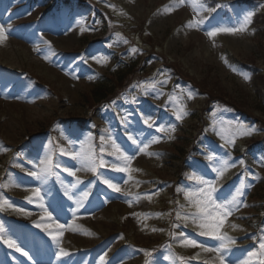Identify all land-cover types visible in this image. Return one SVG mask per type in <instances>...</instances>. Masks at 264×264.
I'll use <instances>...</instances> for the list:
<instances>
[{"label": "rangeland", "instance_id": "1", "mask_svg": "<svg viewBox=\"0 0 264 264\" xmlns=\"http://www.w3.org/2000/svg\"><path fill=\"white\" fill-rule=\"evenodd\" d=\"M11 1L12 6L17 4V1ZM164 3L172 5L171 9H163ZM115 4H100L101 11L108 14V22L116 28V32L106 39L107 48H114L118 53L125 52L126 60L138 51L143 53L142 49H156L167 61L197 80H202L208 66H211L216 69V76L221 79L226 92L233 95L246 93L250 100L264 105V89L261 92V87H257L253 82L251 70L235 60L236 57L255 59L257 64L263 66L264 57L260 45L264 44V34L255 26L253 19L256 13L264 12V0H256V7L249 4H242L241 7L232 5L225 14L224 9L219 11L217 8H211L207 0H115ZM2 13L5 18L0 20V24L5 27L7 39L0 43V62L30 70L53 90L51 92L49 89L38 88L35 83L19 77L0 75V110L3 111L0 112V134L6 143L14 145L13 142H19L17 137L23 132L25 122L28 127L34 128L38 122L47 124L57 117L62 122L77 115L86 117L89 114L88 108L83 106L85 111L80 109L77 102L94 86L96 74L88 75L85 71L83 75L84 66L78 65V58L66 60L59 55H50L51 51L47 53L49 49H40L41 54L35 56L36 59L33 58L29 49L35 51L43 42L31 34L21 36L20 23L29 17V11L18 12L14 16H10L7 11ZM88 15L89 11L80 9L70 13L65 9L58 11L46 33L49 38L54 39L51 45L55 46V49L65 51L74 48L82 36L90 34L96 37L98 32L94 31L93 27L104 25V18L100 19L101 13L98 16L94 15L93 19ZM246 15L250 16V21L244 32L218 33L215 37L208 35V32L218 27H238ZM168 34L172 35L170 39L163 41ZM133 48L137 51L132 52ZM93 57L97 59L107 57V60H110L108 52L103 50L86 53L87 59ZM89 64H93L103 73L109 69L108 65L104 62L97 63L96 59L90 60ZM156 65L161 66L162 63L152 59L148 68L155 66V70L148 79L136 84L131 95L126 98L128 107H132V99L140 100L137 98L138 94L143 93L154 106L146 108L144 105H133L140 106L142 113L139 115L134 111L125 112L124 115V112L119 110V122H115L113 112L108 117H105L108 112H103L104 118L93 117L90 123L81 119V126L77 122L63 124L65 130L56 132L59 134V137H56L58 141L56 146L61 152L57 164L58 182L62 189L60 196L54 194L53 182L49 175L46 180H37L28 175L44 167L42 162L49 156L52 158L54 152L49 138L35 142L31 149L27 148L23 152L18 150L15 155L11 149L0 146V178L5 175L6 189L24 199L17 202L0 193V222L3 224V231L0 233L4 242V248L0 247V264H4V254H8L10 260L5 264H141L153 251L140 252L136 245L149 246L167 241L170 242L164 247L155 264H182L176 261L175 255L192 253L194 258L200 257L203 262L207 261V264H218L214 252L185 246L182 241L184 238L196 239L206 247H212L218 242L212 239L206 241L205 237L198 236L200 229L192 224L191 220L185 221L177 217L174 219L170 216L176 213L183 217L184 212H165V207L171 200L170 191L179 183V179L176 178L179 161L172 159L171 153L178 145L183 132L175 126V112L184 107L188 113L190 107H202L204 100L182 86H177L174 92L171 91L169 87H176L172 84L174 81L172 75L167 71L159 72ZM150 84H155V87H149ZM189 94L192 96L191 99ZM212 113L219 115L220 110L217 108ZM187 116L188 114L183 120ZM257 117L264 121V114L257 113ZM145 118H150L149 123L153 125V129L143 123ZM216 121L219 127L214 138L219 144L204 146L200 153L206 154L205 159L208 155H215L217 161L226 158L232 166L225 170L222 177L212 171L219 167L217 161L206 162L207 166L201 163L187 166L183 175L187 180L179 183L177 187L178 198L182 209L188 208V213L195 211L184 193L198 186L195 177L201 174H204L206 179L214 180L218 190L227 182H233L231 187L218 194L221 198L228 196L229 193L234 195L235 189L244 185L242 191L245 195L238 198L242 203L226 218L223 231L236 241L230 257L226 259L232 261L247 259V253L259 252L257 245L264 242V225L257 228L254 209L263 195V186H259V182L264 172V146L250 157L247 156L254 167L249 169L250 178L244 180L231 176L242 167L245 145L252 138V134L236 136L234 144L226 145L225 139L221 136L230 138L237 122L229 115L216 116L211 120L212 123ZM95 124L101 127L99 150L109 154V159L93 158L96 164L95 171H92L82 156L93 157L96 148L93 142ZM161 125L165 128L163 131L165 135L156 131ZM243 125L250 128L245 123ZM116 129L129 132V136L136 139L137 144L147 140L149 136H159L160 140L150 143L143 152L135 155L128 164L131 171L102 172L99 169L101 160L104 161L101 166L105 168L113 169V164L124 166L119 159L121 153L116 151L117 146L121 148L123 154H132L129 149L131 141L121 138L119 136L121 134L115 135ZM251 129L255 131V127ZM260 135L263 136V132ZM236 148L241 152L233 155L230 150L234 151ZM225 152L228 154L226 157ZM11 161L13 166L9 165ZM60 168L67 170L62 172ZM72 172H75V176L71 175ZM104 180L118 183L121 188L119 193L122 194L115 196L105 191L102 187L105 184ZM37 187L41 190L40 196L35 194L34 190ZM84 191H87L89 196L77 207L76 201ZM5 201L8 203L5 204ZM41 204L44 208L40 207ZM58 205L64 211H59ZM44 209L51 213L50 219ZM2 213L15 214L31 220L35 229L41 232V237L36 235L29 237V233L23 235L5 225ZM37 224L46 225L48 230L37 227ZM57 224L64 225V228H57ZM49 233L60 237L59 246L51 239ZM173 233L177 234L174 236ZM181 233L184 234L183 237ZM9 239L14 241V247H9L5 242ZM99 243L101 247L94 250ZM17 247L21 250L17 251ZM59 248H63L69 255L57 258L55 253ZM25 252L28 253L27 256L24 255ZM168 256L172 259H165ZM256 259L253 258L254 261ZM188 260L192 262V258ZM148 264L154 263L150 259Z\"/></svg>", "mask_w": 264, "mask_h": 264}, {"label": "snow or ice", "instance_id": "2", "mask_svg": "<svg viewBox=\"0 0 264 264\" xmlns=\"http://www.w3.org/2000/svg\"><path fill=\"white\" fill-rule=\"evenodd\" d=\"M250 21V16L246 15L243 17V23H240L238 27H218L214 31L208 32V35L210 37H215L218 33H229V34H236V33H242L246 30V26ZM191 26V25H190ZM6 30L3 24H0V43H3L6 39ZM50 44V42H47ZM111 47V45H109ZM132 52H136L137 49L133 48L131 49ZM93 59L97 60V63L106 62L107 57H103L100 59H97L96 57H93ZM86 62V61H85ZM91 79V77H89ZM149 87H155V84H150ZM189 98L191 99L192 96L189 94ZM133 102H135V98H133ZM188 113L186 112L184 107H180L175 112V120L181 121L184 119V117ZM150 118H145L143 120V123L148 125L149 128L152 127V124L149 123ZM174 130V129H173ZM157 132H163L165 131V128L163 125H161L159 128L156 129ZM253 129L251 128H245L243 124H236L235 125V131L233 135L230 138H225L221 136L222 139H225L226 145L227 144H234L235 137L236 136H248L253 133ZM128 139L131 141V144L129 145V149L131 150V155H125L123 152H121V148L119 146L116 147V151L120 152L121 155L119 157L120 161L123 163V167L118 166L117 164H113L112 168L116 172L126 173L131 171V169L128 167V164L131 163L132 159L135 157V155L138 152H143L150 143H156L160 140L159 136L156 137H150L147 140H142L140 144H137V140L133 139L131 136L128 137ZM135 146V147H133ZM223 147V146H222ZM228 154L225 152L224 157H226ZM82 159H85L88 164L91 166V170L95 171V164L96 161L93 159L92 156H82ZM208 161H217V157L215 155H208L207 156ZM219 167H216L212 169L213 172H215L218 176H223L225 170H227L232 165L230 164L229 160L226 158H222L219 161ZM44 167H41L37 171H32L28 173V175L36 178L37 180H46L47 176L51 174V164L52 160L49 156L46 161H43ZM101 164L104 163L103 160L100 161ZM240 163H243V161H240ZM67 170V169H66ZM72 176H75V172L71 173ZM195 179L198 181V186L194 190H188L185 191L184 195L190 205L192 206L195 211L191 213H186L183 217H181L179 214L177 215V219H184L185 221L191 220L192 224H195L200 229L197 233L199 236L202 237H209L213 241L218 242L216 245L212 247H206L203 243H198L196 239L191 238H184L183 244L185 246H191V247H199L202 248L205 252H214L216 254V260L218 261V264H264V242L259 244V252L256 251H250L247 253V259L242 260H229L226 259L227 257H230L233 246L235 245L236 241L234 238L229 236L227 233L223 231V227L225 224V220L227 217L232 215V212L236 210L240 205L241 201L238 200L239 197H242L245 195V193L242 191L244 188V185H240L237 189H235V194L232 195L229 193L228 196H225L223 198L218 196V189L216 186V182L214 180L206 179L204 174H201ZM105 184H107L108 188L114 190V192L119 193L121 192V188L118 183H113L111 180H104ZM77 183H79V180H77ZM35 194L36 196H40V188H35ZM67 195V193H66ZM89 196V193L87 191H84L83 194L80 196L79 199L76 201L77 207L81 206L83 201L86 200ZM230 197V198H229ZM71 199V197H69ZM8 202L5 201V204ZM11 207V205H8ZM41 208H44V205H40ZM45 210V214L51 218V213ZM59 211H64V209L58 205ZM19 211H23V209H19ZM39 228H43L45 231H47V226L43 224H37L36 225ZM57 228L63 229L64 225L57 224ZM3 231V224L0 222V232ZM51 235V239L55 241L56 245L59 246L60 244V237L57 235ZM62 235V232H61ZM184 234L181 233V237H183ZM9 247H14L15 243L12 240H6L5 241ZM17 251H20L21 249L19 247L16 248ZM25 256L28 255L27 252L24 253ZM56 257H62L67 256L69 253H67L63 248H59V251L55 253ZM151 255V253H149ZM253 258H257L255 261ZM167 260H171L172 257L168 256L165 257ZM183 260V258H180Z\"/></svg>", "mask_w": 264, "mask_h": 264}, {"label": "trees", "instance_id": "3", "mask_svg": "<svg viewBox=\"0 0 264 264\" xmlns=\"http://www.w3.org/2000/svg\"><path fill=\"white\" fill-rule=\"evenodd\" d=\"M260 79H261V80H264V75L260 76ZM112 89H113V87H112V88H109L108 85H100V86L97 88V90H96L95 93H96L97 95H99V96H105V95H107L108 93H110L109 91L112 90ZM244 101H245L246 103H249V102L247 101V99H244ZM255 104H256V106H257L258 108H261V109L264 110V108L261 107V105H260L258 102H256Z\"/></svg>", "mask_w": 264, "mask_h": 264}]
</instances>
